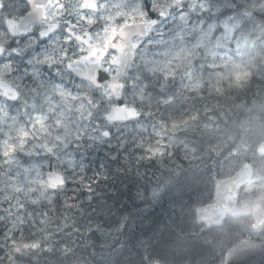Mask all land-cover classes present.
<instances>
[{"label": "clouds", "instance_id": "obj_1", "mask_svg": "<svg viewBox=\"0 0 264 264\" xmlns=\"http://www.w3.org/2000/svg\"><path fill=\"white\" fill-rule=\"evenodd\" d=\"M176 199L172 264H264V0H0V264H162Z\"/></svg>", "mask_w": 264, "mask_h": 264}, {"label": "rangeland", "instance_id": "obj_2", "mask_svg": "<svg viewBox=\"0 0 264 264\" xmlns=\"http://www.w3.org/2000/svg\"><path fill=\"white\" fill-rule=\"evenodd\" d=\"M192 201L176 199L160 206L159 211L138 217V229L141 231L135 237L134 247L141 249L143 237H149L150 246L148 251L155 252V256H163L166 260L176 259V252L173 251L170 240L174 232H193L190 207ZM195 228V225H194ZM196 229V228H195ZM132 236V235H131ZM133 240H130V243ZM134 242V241H133ZM195 243V242H194ZM200 252L201 249L197 248Z\"/></svg>", "mask_w": 264, "mask_h": 264}, {"label": "trees", "instance_id": "obj_3", "mask_svg": "<svg viewBox=\"0 0 264 264\" xmlns=\"http://www.w3.org/2000/svg\"><path fill=\"white\" fill-rule=\"evenodd\" d=\"M147 238L149 239V238H150V236H149V237H147ZM134 243H135V241H134V242H133V241L131 242V244H134Z\"/></svg>", "mask_w": 264, "mask_h": 264}]
</instances>
